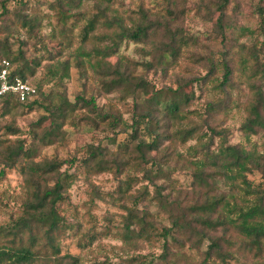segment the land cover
I'll return each instance as SVG.
<instances>
[{"label":"rangeland","instance_id":"1","mask_svg":"<svg viewBox=\"0 0 264 264\" xmlns=\"http://www.w3.org/2000/svg\"><path fill=\"white\" fill-rule=\"evenodd\" d=\"M22 2L24 6H18L15 0L7 1L5 7L11 13L2 19L4 20L2 25L5 28L0 26V39L4 36H13V39H16L15 27L12 23L17 26V19L12 12L17 10V6L21 15L36 14L39 17L42 15L48 17H44L40 31L41 35L46 37L44 40L46 51L34 54L29 43L27 45L24 43L22 47V52L25 55H31L28 57H35L34 59L40 57L41 60L38 66H34V62H30L23 82L30 85L33 90L37 83L43 84L44 93L50 92L54 102L63 100L64 97L65 101L73 104L76 94L83 92L89 96L94 92V101L99 110L102 113H112L121 120L126 119L127 125L132 122L130 120L132 116L131 103L128 98L119 101L117 92L102 93L100 91L99 85L94 79V69L90 65L94 63V58L98 59L101 56H95L92 50L102 49L109 45L110 40L107 37L118 32V23L125 28H134L139 23L145 25L155 20L154 16L151 18L153 13L163 16V11L168 9L171 13L169 20L171 30L181 32L182 36L187 39L186 46L179 49L176 57L164 60L160 56V51L151 50V44L160 47L161 43L167 41L163 40L166 37V32L161 28L153 31L152 26L147 31L151 35V38H148L150 41L142 44L122 40L112 55L103 58L106 66L118 65L120 61L131 75L144 79L150 86H155L157 89L173 90L177 85L182 86L183 95L168 97L177 101L180 106L189 100L185 106L182 105L181 113L169 117L166 112H156L154 109L153 116L158 122L161 119V121L171 124L172 129L168 128L166 134L175 129L196 125L199 134L205 133L204 116L208 114L210 126L216 130L226 131L225 144L244 148L257 155L264 153V126L262 128L255 127L252 134H246L241 130L244 118L251 114L250 106L254 104L256 93L260 91L264 94V81L258 77H252L254 66L251 61L248 63V70L240 71L238 67L239 59L250 60L249 54L245 50L242 51L243 54L239 53L241 45L244 44V47H248L250 44L256 43L258 46L262 37L264 38V34L261 36L258 31L261 22L258 10H264V0H22ZM49 3H58L62 10L68 9L69 12L66 15L71 18L64 20L65 25L61 24L58 28L56 27V14L50 13L46 8ZM218 4L221 5L220 8H224V16L221 17L222 31H219L215 26ZM93 14L100 15L98 16L99 23L86 41L79 43L76 38L79 27L84 21H87L88 16ZM103 15L107 21H114L111 28H105L100 24ZM162 16L157 18L163 19ZM73 24L74 26H72ZM61 29H65L63 39L60 36ZM21 34L19 32V35ZM101 37L106 38L101 39ZM231 39H236V43H233ZM67 40L69 42H66ZM23 42L26 41L23 40ZM58 43L66 48L64 49ZM224 51L232 52L228 58L230 61L233 60L235 71L229 74L227 80H223L224 71L220 66H216L215 70L205 78V81L201 80V77L206 76L208 68L200 61L195 63L196 58L200 54L207 53L203 57H209L213 64H219L218 60ZM85 53L92 54L90 60L84 56ZM57 59H68V76L59 85H53L54 82L45 84L46 82H42L45 69ZM86 59L88 62H84ZM12 70L13 68H10L9 73ZM209 108L211 110L207 112ZM41 113V110L29 111L25 106L20 105L11 114L0 118V126L8 120L26 133L27 125L35 121ZM262 115L264 116V113ZM69 123L70 121L66 120L62 126L64 139L47 147H39L40 156L51 158L56 156L60 160H68L72 158L68 155L75 154L76 161L77 157L84 153L82 149L88 144H99L108 150L109 159L115 157L117 160L118 157L128 160L129 158L130 160L127 162L132 163V165H127L129 168L136 166L138 169H142L149 167L146 161L151 160L149 157L155 155L153 152L146 151L145 162L136 159L135 154L120 157L118 155L121 152L119 145L122 142L128 143L129 140L127 131H109L105 123L104 126L100 125L97 130H91L84 126L83 121L77 128L69 126ZM48 129H50L48 122L42 121L39 132L43 133ZM17 137H9V139L13 140ZM112 138L115 139V144H111ZM201 143L203 142L197 143L195 139H192L181 144L180 140L174 137L170 140L161 138L155 153L157 157L162 154L164 157L161 166L162 172L165 173L163 178L154 180L155 185H152L141 180V175L138 174L129 182L130 187L126 188L129 190L125 189V192L128 191L126 193H130V195H136L137 190L146 189L147 191V195L139 197L144 200H140L136 205L134 213L143 217L155 229L153 231L151 228H147L149 233L152 232L148 239L136 240L132 234L131 240H124V235L126 237L128 234L122 226L126 223L123 218H126L127 215L108 198V194L116 189L117 181L122 177L115 176L111 171L103 172L102 168L95 165L85 167L79 162L63 165L62 169H68V173L72 174L67 205L71 210L76 209L77 212H80L79 215L85 216L84 221L81 222V228L87 229L93 225L90 230L95 235L94 241L89 244L88 239L87 246L83 248L80 245L85 244L86 240L76 239L79 233L72 231L69 233L71 236L68 238L65 236L62 240L63 251L72 254H77L80 251L81 264H119L130 257H134L137 264H215L199 263L202 259L201 252L206 249L209 241H202L198 248H191L197 238L194 233H190V242L185 245H179L177 241L175 243L170 237H167L168 252L165 258L161 257L166 252L162 248L163 240L158 236L162 227H170L172 216L180 215L181 211L203 200L206 194L223 193L222 191L229 188V182L226 183L219 178L207 180L208 183H211L210 188L206 185L199 186L194 180H191L190 173L194 170L191 161L195 158H193L194 155H191L190 147L198 149ZM128 144L131 145V142ZM218 144V139L213 140L210 149H214ZM195 157H197L196 154ZM198 157L200 158L199 155ZM245 177L253 184L261 181L257 172L252 175L246 174ZM234 184H239V181H235ZM21 185L20 177L13 170L5 171V174L0 178V225L6 224L9 218L16 213L14 200L21 194ZM240 198L241 194L233 196L237 203L241 201ZM141 212H145V215ZM132 228H134L133 225L129 230L131 231ZM203 228L208 237L214 240L218 239L222 249L228 250L235 258V261L229 259L228 263L221 264H252L255 261L251 255L240 250L242 239L235 232L230 230L225 236L221 232V226L213 229ZM170 235L174 237L180 235L182 239L189 236L188 234H178L174 230ZM224 239H228L229 243H225ZM81 248L83 250H80ZM151 258L153 263H147Z\"/></svg>","mask_w":264,"mask_h":264},{"label":"trees","instance_id":"2","mask_svg":"<svg viewBox=\"0 0 264 264\" xmlns=\"http://www.w3.org/2000/svg\"><path fill=\"white\" fill-rule=\"evenodd\" d=\"M7 1H0L1 27H4L2 25L4 20L2 19L11 13L6 10ZM15 3L18 6H24L22 0H15ZM18 6L17 10L12 12L17 19V26L12 23L13 27H15L16 39L14 40L13 36H4L0 39V70L3 68V62L7 63L8 72L10 68H13L7 74L9 81H12L15 77L23 81L30 62H34V66H38L41 62L40 57L34 59L35 57H28L31 55H25L22 52L24 43L26 45L30 44L34 54L46 51L44 45L46 37L41 35L40 31L42 30L44 17H48L44 15L39 17L36 14L30 16L21 15ZM220 6V4L216 6L218 15L215 18V26L219 31H222L221 17L223 18L224 16V8H220ZM46 8L50 13L56 14L57 28L61 24L65 25L64 20L71 18L66 15L69 12L68 9L62 10L58 3H49ZM258 11L261 17L258 31L263 36L264 10ZM98 16L100 15L93 14L88 16L87 21L81 24L76 36L79 43L85 42L87 37L94 31L99 23ZM153 16L155 20L152 23L149 22L145 25L139 23L134 28H125L118 23V32L107 37L110 40L109 45L102 49L92 50L95 56H101L98 59L94 58V63L90 65L94 69V79L98 83L100 91L102 93L117 92L120 98L119 101H123L126 98L129 99L132 114L130 125H127L126 119L121 120L112 113H102L98 105L95 104L94 92L89 96H86L83 92L76 94L73 104L65 101L64 97L63 100L54 102L52 94L50 92L44 93L43 84L37 83L36 88L34 87V94L23 102L18 101V96L11 92H7L0 97V118L11 114L20 105L25 106L29 111H42L35 121L27 125V134L8 120L0 126V178L5 174V171L13 170L18 174L22 182L21 194L14 200L16 202V213L9 218L6 224L0 225V264L82 263L80 251L77 254H72L68 251H63L62 248V245H64L62 242L63 238L71 236L69 233L72 231L79 233L76 239L86 240L85 244L80 245L83 248L87 246L88 239L89 244L95 239V235L90 230L93 225L87 229H82L81 222L84 221L85 216L79 215L80 212H77L76 209L71 210L67 205L68 190L72 181V174L68 173V169H62L63 165L67 163L79 162L85 167L95 165L102 168L103 172L111 171L115 176L122 177V179L119 178L117 181L118 186H116V189H113L108 194V198L113 204H117L122 211H125L127 215L126 218H123L126 223L122 226L128 234L126 237L124 235V240H131L132 234L136 240L148 239L152 232L150 231L149 233L147 228H151L153 231L155 229L143 217L134 213L136 205L140 200H144L139 197L147 195V191L146 189L137 190L135 192L136 195H130V193H126L128 191L125 192V189L130 187L129 182L138 174L141 175V180L147 181L152 185H155L154 180L163 178L165 173L162 172L161 166L164 157H162L163 154L157 157L155 151L161 138L170 140L173 137L180 140L181 144L192 139H195L197 143L203 142L199 145L200 147L195 146L198 149L190 147L192 150L191 155H194L193 158H195L191 161V165L194 166L193 172L190 173L192 181L194 180L199 186L206 185L210 188L211 183H208L207 180L219 178L226 183L228 181L229 188L226 191H222L223 193L206 194L203 200L181 211L180 215L170 218V227H162L158 235L163 240L162 248L166 251L161 257L165 258L168 252V247L166 246L167 237H170L175 243L177 241L179 245H185L190 242V233H194L197 238L191 248H198L202 241H209L206 249L201 252L202 259L199 263L221 264L228 263L229 259L235 261V258L228 250L222 249L218 239L214 240L208 237L203 228L210 227V229H213L221 226L223 235L227 236L228 231L231 230L242 239L240 250L255 259L252 264H264V153L257 155L244 148L225 144L226 131L223 129L216 130L213 126H210L208 124V114L204 116L205 133L199 134V129L196 125L194 127L175 129L171 133L166 134L168 128L172 129L171 124H167L161 119L158 122L153 116V112H155L154 109L156 112H166L169 117H174L177 113H181L183 106L189 100H186L182 104L183 106H180L177 101H173L168 97L183 95L181 92L182 86L177 85L173 90L157 89L155 86H150L144 79L131 75L120 61L118 65L109 67L106 66V62L103 60L104 57L114 53V50L122 40L146 44L145 42L151 38L147 31L152 26L153 31L161 28L162 31L166 32V37L163 40L166 39L167 41L161 43L160 47L151 44V50L160 51V56L164 60L169 57H176L179 49L186 46L187 39L182 36L181 32L178 33L171 30V25L169 24L171 13L168 9L163 11V16L158 13H153L151 18ZM159 16H162L163 19L157 18ZM113 23V20L107 21L104 15L102 16L100 24L105 26V28H111ZM19 32L22 34L19 35ZM64 33L65 29H61L60 36L62 39L65 37ZM50 36L54 38L52 35ZM104 38L106 37H101V39ZM23 40L26 42H23ZM231 40L236 43V39ZM66 42L69 41L67 40ZM58 45L62 44L58 43ZM63 48L65 49L66 47L63 46ZM240 50V54H243L242 51L245 50L249 54L250 60L246 58L239 59V70H248V63L251 61L254 66L252 77H258L264 81V38L262 37L258 46L253 43L248 47H244L243 44ZM229 54H232V52L224 51L218 60L219 64H213L211 58L203 57L207 53L200 54L196 58L195 63L200 61L208 68L206 76L201 77V80L205 81V78L215 70L216 66L221 67L224 71L223 80H227L229 74L235 71L233 60L230 61L228 58ZM91 55V53L84 54L89 60ZM84 62H88L87 59ZM68 69V59H57L51 66L46 67L42 82H46L45 84L54 82L55 84L53 85H59L64 78H67ZM255 97L254 104L250 106L251 114H248L241 124V130L246 134L254 133L255 127L262 128L264 126V116L262 115L264 113V94L258 91ZM210 110L209 108L207 112ZM66 120L70 121L69 126L74 128H77L79 123L83 121V125L91 130H97L100 125L104 126L105 123L109 131H127L129 134L128 143L131 142V145L126 142H122L119 145L121 152L118 155L120 157L127 154H135L136 159L145 162L144 155L146 151L153 152L155 155L150 156L151 160L146 161L149 167L142 169H138L134 165V167L130 166L131 168H129L128 166L132 165V163L127 162L130 160L129 158L128 160L118 157L117 160H115V157L109 159L108 150L99 144H88L82 149L84 152L81 155L82 157H77L78 160L76 159V161L74 158L75 154L68 155L72 157L68 160H60L56 156L52 158L40 156L39 147H47L64 139L62 126ZM42 121H47L50 129L40 133V123ZM16 136L18 137L13 140L9 139V137ZM205 137L206 139H204ZM215 139L219 140V144L211 150L210 146ZM111 144H115L114 138L111 139ZM194 153L197 157H195ZM166 159H168V156H166ZM256 172L259 173L261 181L253 184L245 175H252ZM235 181H239V184H234ZM239 194H241V201L237 203L233 196ZM141 213L145 215V212ZM131 225L134 228L130 231ZM173 230L178 234H188L189 236L184 239L180 235L174 237L170 235ZM224 242L229 243L228 239H224ZM80 250L83 249L81 248ZM152 261L153 259L151 258L147 263H153ZM134 262L138 263L134 257H130L119 264H133Z\"/></svg>","mask_w":264,"mask_h":264},{"label":"built area","instance_id":"3","mask_svg":"<svg viewBox=\"0 0 264 264\" xmlns=\"http://www.w3.org/2000/svg\"><path fill=\"white\" fill-rule=\"evenodd\" d=\"M3 68L0 70V97L7 92L14 93L18 96V100L23 102L26 98L34 94L33 88L20 81L17 78H14L12 81L7 79V63H2Z\"/></svg>","mask_w":264,"mask_h":264},{"label":"clouds","instance_id":"4","mask_svg":"<svg viewBox=\"0 0 264 264\" xmlns=\"http://www.w3.org/2000/svg\"><path fill=\"white\" fill-rule=\"evenodd\" d=\"M8 74H9V72H8ZM15 78H17V77H15ZM13 79H14V78H13ZM13 79H12V80H13ZM17 79H18V78H17ZM19 80H20V79H19ZM20 81H21V80H20ZM22 82H23V81H22ZM18 101H19V100H18Z\"/></svg>","mask_w":264,"mask_h":264}]
</instances>
